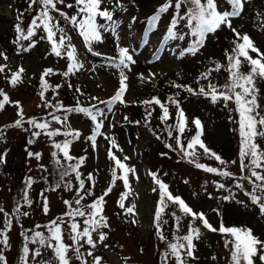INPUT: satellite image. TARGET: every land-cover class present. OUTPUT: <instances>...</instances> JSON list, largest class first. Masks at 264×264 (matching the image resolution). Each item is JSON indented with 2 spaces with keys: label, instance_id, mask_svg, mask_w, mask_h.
<instances>
[{
  "label": "rangeland",
  "instance_id": "374dc122",
  "mask_svg": "<svg viewBox=\"0 0 264 264\" xmlns=\"http://www.w3.org/2000/svg\"><path fill=\"white\" fill-rule=\"evenodd\" d=\"M74 0H66V3H72ZM219 9L230 10L226 0H217ZM31 0H0V52L6 53L8 59L5 61L0 57V65L7 64L5 73L0 74V89L6 93L13 103L5 105L4 110L0 111V154H4V161L0 163V208L9 213L12 219V227L7 231L8 247L4 248L3 254L6 257L7 264H20L22 250L25 246L24 235L31 236L34 231H40L48 235L47 225L53 219L60 217L66 212L64 200L73 202L76 197V189L79 187L75 175H69L61 182V186L55 191L52 188L60 182L59 173L55 161L57 157L51 154L55 149L52 147V140L41 133L38 138L32 137L31 133L37 131L28 125L17 128L13 126L17 116V108L14 102H19L22 106L24 120L34 118L39 122L43 120H52L49 113L63 118L67 115V126L78 130L80 137L72 145L70 154L75 157H86L84 164L79 171L82 173V179L89 173L93 174L95 187L92 189L93 195H85L81 201V207L90 204L95 197L100 196L109 186V142L104 136L97 137V148L94 151L91 142L87 139L93 131L92 121L85 115L78 112L64 113L56 111L54 108L45 106V101H51L53 104L60 103L64 108L76 106L77 101L80 104H97L98 109L105 113L107 117L104 120L102 132L115 138L122 152L113 149L114 154L123 159L128 156L130 159L125 163L135 168L136 173L133 176L129 173L130 189L129 195L124 201L126 207L135 205V215L125 214L124 210L118 206L120 194L125 191L121 180H117L113 190L105 197L106 203L103 205V214L107 217L108 228L101 229L107 235V239L98 243L93 249V255L102 257L101 264H163V253L167 250L169 242H175V237L186 235L191 217L183 216L178 207L168 204L165 209L163 220L167 223H161V230L166 237L162 241L157 235L154 223V214L159 200V194L153 192L157 185L153 183L149 172L158 174L160 180L169 186V191L173 195L181 197L193 210L204 212L209 222L214 227H219L223 221L225 226H240L250 228L253 234L264 241V215L260 214L258 205H254L245 192L252 191V185L247 180L241 179L239 167V136L235 131L238 125L234 122L238 119L234 111L235 105L231 102L225 107L224 102L218 101L212 103L210 98L203 95L187 98L186 90H182L180 107L184 110L188 118V128L191 133L185 131L181 137L183 143L187 144L195 134V126L192 120L199 118L204 127L203 141L206 145L219 154L224 160L229 161L227 170L233 173V177H221L216 174L207 173L197 169L194 164L183 158L177 151H171L166 144H171L176 148V136L178 133L173 130L172 137L168 136V125H175L176 108L169 107L171 119L168 120L166 127L162 123V133L158 126L160 125L161 112L152 105L151 108L142 105L140 102L152 97H158L162 102H167L166 96L160 84L165 83L166 79H181L183 83L191 82V87L198 91L195 81H198L201 73L207 71V68H215L217 64L224 67L220 71H215L220 86L228 82L229 73L224 69L227 66L225 56L226 49L230 51L233 47L232 41L234 34L227 27L222 26L214 34L207 36L204 47L195 55L185 54L180 58V52L188 48L191 44V38L185 37L184 40L169 41L162 45V39L166 34L170 21L175 15L174 9L161 15L155 29L146 32L147 20L156 13L157 9L166 3V0H120L119 6H116V0H104L103 7L114 10V19L118 20L120 26L117 30L118 39L113 34L103 33V43H97L93 46L94 51L89 52L84 46L81 38L71 29L62 18L60 24L66 29L72 37V44L76 46L77 56L83 63V68L75 75L65 78L60 75L66 71L68 61L65 58L56 57L51 53L50 44L45 38L42 29L36 31L31 40H18L19 34L16 31L17 24L27 32L31 20L39 11V5L33 4L29 7ZM62 11L69 15L74 14L75 8L68 9L64 5H57ZM264 0H246L242 13L239 17L232 20V25L242 34L247 33L255 42V45L264 53V28L258 25L255 19L258 12L264 14ZM184 9H181L183 13ZM19 17V19H18ZM264 17V16H263ZM134 18V19H133ZM179 33L187 32L183 22L178 27ZM147 41V43H145ZM34 44V47H30ZM117 44L122 47H128L133 54L136 63L131 65V71H126L128 76V91L124 99L127 101L126 109L122 104L116 103L112 111H108L105 104L99 101H107L114 95L118 88V71L110 66L111 57L117 55ZM28 48V51H24ZM159 49V51H157ZM100 53V55H96ZM253 58L256 53H251ZM158 57V58H157ZM23 67L22 82L15 87L8 82L11 72ZM53 69L56 74H50L45 77L49 88L45 92V100L41 99V74L45 69ZM243 72H248L249 68L245 62L242 65ZM143 74L146 78L141 81L138 76ZM155 74L150 77L149 74ZM195 78V81L193 79ZM69 84L72 85L69 88ZM56 85H60L58 90L53 91ZM260 89L258 94V103L261 105V113L264 114V80L257 83ZM79 88L82 95L76 92ZM186 92V93H185ZM92 97H98L93 100ZM2 99V97H0ZM132 110V111H131ZM147 111L152 114L146 121ZM135 113V114H134ZM139 122L136 123L133 117ZM124 117H128L126 121ZM147 124V126H145ZM64 128L52 121L49 130ZM153 130V132H152ZM155 133V134H153ZM159 133V135H157ZM159 136L160 139L156 137ZM29 139L33 143L29 144ZM64 136L58 135L54 138L56 142H63ZM257 143L264 149V138H258ZM41 153L40 159L30 158L28 152ZM199 153V163L210 167H221L214 159H208L203 155L202 149H197ZM162 153L167 155L162 156ZM62 163V156H59ZM231 161H236L235 164ZM120 175V171L117 173ZM244 175H248L247 172ZM32 178V185L28 189V198L31 206H28L23 200L25 181ZM138 177V179H137ZM187 181V183L185 182ZM71 183V191L65 189V183ZM237 182L243 185L238 188ZM225 185L223 189H218L217 184ZM92 187V182L85 179V189ZM43 193L48 198L49 212L45 215L42 210ZM261 195V193H257ZM229 197V199H224ZM20 206L21 213L27 215H15V209ZM176 212L181 217L180 230L175 229V220L172 213ZM219 213V215L217 214ZM67 220V217H65ZM135 221V223H133ZM81 229L83 228V218H77ZM4 216L0 213V229H4ZM41 227L37 228L36 226ZM193 227H200L201 235L199 240H194L196 250L194 255L197 259H189L188 264H230L229 249L224 247V237L217 233L203 228L200 221L197 220ZM64 229V242L71 244L69 239V230L67 224L62 225ZM93 238L98 240V234L93 233ZM2 239V237H0ZM83 244V241H81ZM106 245V246H105ZM30 250L40 248L41 256L35 260L29 256V264H46L53 259L50 249L42 248L39 244L28 243ZM89 246L83 244L80 252L88 264H93V257L87 255ZM70 264H81L76 259L73 251H69ZM216 257L215 260L212 257ZM168 264H175L174 259L170 258ZM255 264H261L258 257L255 258Z\"/></svg>",
  "mask_w": 264,
  "mask_h": 264
},
{
  "label": "snow or ice",
  "instance_id": "6c2138e0",
  "mask_svg": "<svg viewBox=\"0 0 264 264\" xmlns=\"http://www.w3.org/2000/svg\"><path fill=\"white\" fill-rule=\"evenodd\" d=\"M120 0H116V6H119ZM246 0H226V3L230 6V10L221 11L218 6L217 0H166V3L159 7L154 15L147 20L146 32H150L156 28L157 23L161 19V15L166 13L169 8L174 9L175 15L170 21L166 34L162 39V45H166L169 41L184 40L185 37L191 38V44L188 48L180 52V58L185 54L195 55L202 47H204L207 36L214 34L220 30L222 26L227 27L234 34L235 39L232 41L233 47L230 51H225L227 59V66L224 69L229 73L228 82L223 86H217L209 82L207 90L201 86L198 91L193 90L190 87H186L180 84H174V87L185 88L186 91L194 95H203L206 98H210L212 103L223 101L225 107L231 102L235 105L234 111L236 112L238 119L234 122L238 125L235 131L239 136V167L241 172V179L247 180L252 185L251 192H245L251 202L254 205H258L261 215H264V149L257 143L258 138H264V114L261 113V105L258 103V94L260 89L257 87V83L260 80H264V53L255 45L253 39L247 33H241L232 25V20L241 15L243 6ZM33 4H38L39 11L31 20L30 26L25 33L19 24L16 26V31L19 34L18 40H31L36 35L38 29H42L45 33V38L50 44L51 53L56 57L65 58L68 61L66 71L60 73L65 78L70 75H75L83 68V63L77 56L76 46L72 44V37L68 34L66 29L60 24L62 18L71 29L74 30L81 38L84 46L89 52H93V46L97 43H103V33L108 32L118 39V28L120 23L114 19V10H109L107 7H103L104 0H74L72 3H66V0H31L29 7ZM57 5H64L68 9L75 8V12L69 15L67 12L62 11ZM184 9L183 13L181 9ZM57 14V15H53ZM19 19V17H18ZM134 19V18H133ZM183 22L187 32L179 33L178 27ZM147 43V41H145ZM31 44L30 47H34ZM28 48H24V51H28ZM159 51V49H157ZM251 53H256V57L253 58ZM100 55V53H96ZM0 57L7 61L8 57L6 53L0 52ZM158 58V57H157ZM110 66L116 68L118 71V88L113 96L107 101H99L101 104H105L108 107V111H112V107L116 103L127 106V101L124 99L126 92L128 91V76L126 71H131V65L136 61L133 58V54L128 47H122L117 44L116 57L109 58ZM247 63L249 71L243 72L242 65ZM7 64L0 65V74L5 73ZM223 65L217 64L214 69H210L208 72L202 73V79H208L211 71H220ZM24 72L21 66L15 72H11L8 77V82L11 86L15 87L18 83L22 82V74ZM50 74H56L53 69H45L41 74L40 96L42 100H45V92L52 88L47 82L45 77ZM155 74L150 73V77H154ZM138 78L144 81L146 78L141 73ZM72 87L71 84L68 85ZM60 85H56L53 91L58 90ZM76 92L83 94L79 88L75 89ZM0 111L4 110L5 105L13 103L10 101L9 96L0 89ZM93 100H98V97H92ZM142 105L159 106L161 109L160 121L166 123L171 119L168 104H172L176 108V122L175 125H168V136L172 137L173 130L178 135L176 136V148H173L171 144L165 146L171 151H177L182 154L183 158L187 159L189 163L194 164L197 169L219 175L221 177H233V173L227 170L229 161L224 160L219 154L210 149L203 141L204 127L199 118L192 120V124L195 126V134L188 139L187 144L183 143L181 137L184 135L188 128V118L184 110L180 107V101L175 97L169 96L167 102H162L158 97H152L151 99H145L140 102ZM14 106L17 108V116L19 117L14 121L13 126L17 128L23 127L24 123L30 125L31 128L36 129L31 133L32 137L38 138L41 133L46 135L52 140V147L55 151L52 152L53 157H57L55 164L60 177L58 182L52 190L55 191L61 186V182L64 178L74 174L76 181H78L79 187L76 189V197L74 203L76 207H73V202L64 200L63 203L66 206V212L60 217L53 219L47 225L43 226L47 229L48 235L45 236L43 232L34 231L31 236L24 235L26 241L22 250V256L20 258V264H29V256L35 260L41 256L40 248L30 250L28 243L39 244L42 248L50 249L53 259L47 261L46 264H70L69 251H73L76 255V259L81 261V264H88L84 260L80 248L83 244L89 246L87 255L93 257V264H101L102 257L94 256L93 249H95L98 243L102 244L107 235L101 229L108 228L107 217L103 214V205L106 203L105 197L113 190L117 180H121L124 192L120 194L118 200V206L124 210V213L135 215V205L126 207L124 201L129 195V189L131 187L129 181V173L133 176L136 173L135 168L128 166L125 162L130 158L124 156L123 159L117 157L113 149H117L122 152L117 141L113 137L105 135L101 130L104 126V120L107 118L105 113L99 110L95 105L92 107H83L77 101L76 106L72 108H64L60 103L53 104L51 101H45V106L54 108L56 111H63L64 113L78 112L88 117L93 125L92 134L87 138L91 142V147L95 151L97 148V137L104 136V139L109 142L108 147V159L113 162L114 166L111 171V180L109 186L103 191V193L95 197L93 201L81 207V201L85 199V195L92 196V189L95 187V180L93 174L89 173L86 178L82 179V173L79 171L80 167L84 164L86 157H75L70 154L72 143L80 137V132L75 129H71L67 126L68 117L65 115L63 118L56 116L54 113H49L52 120L37 121L34 118H30L27 121L24 120L22 106L19 102H14ZM95 109V110H94ZM152 112L147 111L145 120L148 121ZM127 121L128 117H124ZM52 121L60 124L64 130L60 128H51ZM136 123H139L138 121ZM147 126V124L145 125ZM2 134V130H0ZM155 134V133H153ZM58 135L65 137L63 142H56L54 138ZM160 139L159 136L156 137ZM33 139H29L28 143L32 144ZM203 150V155L208 159H214L221 167H210L205 164L199 163V153L197 149ZM41 153L28 152L30 158L35 157L40 159ZM162 156L167 155L162 153ZM59 156H62V163ZM4 161V154H0V163ZM235 164L236 161H231ZM117 170L120 171V175H117ZM247 172L248 175H244ZM149 176L152 178L153 183L157 185L153 188V192L159 194V200L154 214V223L157 230V235L164 241L166 237L161 230V223H167L163 220V215L168 204L171 203L178 207L180 213L183 216L191 217V221L188 225V232L186 235L175 237V242H169L167 244V250L163 253V264H168L170 258L174 259L175 264H188L189 259H197L194 255L196 245L194 240H199L201 231L200 227H193V224L199 220L203 228L221 234L224 239V247L229 249L230 252V264H255V258L258 257L261 264H264V241L258 239L250 228L240 226H225L223 221L220 222L219 227H214L208 220L204 212H198L193 210L181 197L173 195L169 191V186L159 179L158 174L149 172ZM85 179L92 182V187L85 189ZM138 179V177H137ZM187 183V181H185ZM33 181L29 177L25 181V190L23 200L28 206H31V201L28 198V189L31 187ZM238 188H242L243 185L237 182ZM66 190L71 191L72 184L65 183ZM224 184H217L218 189H223ZM257 193H261L258 195ZM43 200L42 210L45 215L49 212V202L47 196L41 193ZM224 199H229L225 197ZM0 213L4 216V229H0V245L4 248L8 247L7 231L11 230L12 219L8 212L3 208H0ZM219 215V213L217 212ZM15 215L17 218L20 215H27L26 212L21 213L20 206L15 209ZM67 217V220H65ZM83 218V228L81 229L80 223L77 222V218ZM172 217L175 220V229L178 232L181 225V217L176 215V212L172 213ZM135 223V221H133ZM67 224L69 230V239L71 244L64 242V229L62 225ZM41 227L40 225L36 226ZM93 233L98 234V240L93 238ZM83 241V244L81 243ZM106 246V245H105ZM213 260L216 257H212ZM0 264H7L3 250L0 249Z\"/></svg>",
  "mask_w": 264,
  "mask_h": 264
},
{
  "label": "trees",
  "instance_id": "16d2710c",
  "mask_svg": "<svg viewBox=\"0 0 264 264\" xmlns=\"http://www.w3.org/2000/svg\"><path fill=\"white\" fill-rule=\"evenodd\" d=\"M264 11V10H263ZM259 12V11H258ZM258 12H256V14H257V16H256V20H257V23H258V25L262 28V26H263V28H264V14H259ZM228 49V48H227ZM226 49V50H227ZM222 65V64H221ZM210 69H214V68H212V67H210V68H207V71H205L204 70V72L203 73H205V72H208ZM217 72V71H216ZM216 72L215 71H211L210 72V75H209V77H208V79L206 80V79H202V78H198L199 80L198 81H195V78L193 79V81H195L194 83H195V86H198V88H200L201 86H203V87H205V89L207 90V86H208V84H209V82H211V83H213V84H216L218 87L220 86L219 85V83L216 81V80H218V76H217V74H216ZM218 73V72H217ZM202 74V73H201ZM201 74L199 75V76H201ZM214 79H216L215 81H214ZM181 79H174V78H170V79H166L165 80V83H161L160 84V86L162 87V90L164 91V93H165V96H166V99L169 97V96H172V97H175L176 99H180L181 98V93H179V92H183L182 90H185V88H177V87H174L173 85L174 84H180V85H183V86H186V87H190V88H192L193 90H194V87H191V82H189V83H183L182 81H180ZM186 93V92H185ZM186 95H187V98H191L192 96L194 97V96H197V95H194V94H192V93H186ZM81 106H83V107H92V106H96L97 108H98V105L97 104H93V105H85V104H80ZM154 106H156V105H154ZM168 106H173L172 104H168ZM123 109H126V106L125 105H122L121 106ZM153 107V106H152ZM174 108H175V106H173ZM156 108L159 110V112H161V109H160V107L159 106H156ZM95 110V109H94ZM153 110H154V107H153ZM132 111V110H131ZM155 111V110H154ZM135 114V113H134ZM131 115V117H133V115L132 114H130ZM134 118V117H133ZM134 120L137 122V120L134 118ZM149 120H151V122H152V119L151 118H149ZM139 121V120H138ZM158 123H160V125L158 126V128H159V130H161L162 131V123H161V121L160 122H158ZM167 123H168V121L166 122V123H163L164 124V126L166 127V125H167ZM152 132H153V130H152ZM164 131H162V133H163ZM187 133H191V131L190 130H187ZM157 135H159V133L157 134ZM109 175H110V180H111V171H112V168H113V166H114V164H113V162L112 161H110L109 160ZM119 172V170H117V173Z\"/></svg>",
  "mask_w": 264,
  "mask_h": 264
}]
</instances>
